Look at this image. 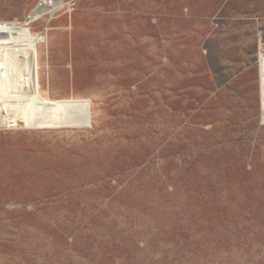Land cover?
I'll use <instances>...</instances> for the list:
<instances>
[{
  "label": "rangeland",
  "instance_id": "374dc122",
  "mask_svg": "<svg viewBox=\"0 0 264 264\" xmlns=\"http://www.w3.org/2000/svg\"><path fill=\"white\" fill-rule=\"evenodd\" d=\"M45 1L37 92L89 123L0 124V264H264V0H0V22Z\"/></svg>",
  "mask_w": 264,
  "mask_h": 264
},
{
  "label": "bare ground",
  "instance_id": "6f19581e",
  "mask_svg": "<svg viewBox=\"0 0 264 264\" xmlns=\"http://www.w3.org/2000/svg\"><path fill=\"white\" fill-rule=\"evenodd\" d=\"M50 9L46 12H54L61 8V5H56L54 2L45 1L40 3L31 13L28 20L24 24L18 23H2L0 22V107L6 113L5 118L2 119L0 115V124L16 125L18 122L26 123L30 127L38 126H55L59 128L86 126L89 123L87 115L88 104L80 101H64L46 102L41 99L37 92V67L36 60V46L37 43H43L39 36H32L28 26L33 21L45 15L44 8ZM8 42H13V45L6 46ZM22 57L21 61L16 58ZM259 70H260V96L262 110L261 119L264 123V54L259 53ZM26 78H22L27 82L32 95L23 105L16 102L15 104H8V100L15 101L22 100V97H12L8 94L10 89L16 85V74ZM18 82V81H17ZM24 98V99H25ZM8 104V105H7ZM35 111V116L30 117L29 111ZM11 113V114H9ZM31 114V113H30Z\"/></svg>",
  "mask_w": 264,
  "mask_h": 264
},
{
  "label": "crops",
  "instance_id": "0c3cea01",
  "mask_svg": "<svg viewBox=\"0 0 264 264\" xmlns=\"http://www.w3.org/2000/svg\"><path fill=\"white\" fill-rule=\"evenodd\" d=\"M264 248H262V250H263Z\"/></svg>",
  "mask_w": 264,
  "mask_h": 264
}]
</instances>
